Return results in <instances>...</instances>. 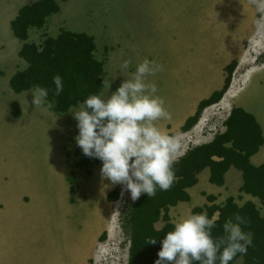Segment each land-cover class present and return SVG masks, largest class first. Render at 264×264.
I'll return each mask as SVG.
<instances>
[{
    "label": "rangeland",
    "instance_id": "1",
    "mask_svg": "<svg viewBox=\"0 0 264 264\" xmlns=\"http://www.w3.org/2000/svg\"><path fill=\"white\" fill-rule=\"evenodd\" d=\"M57 1L60 10L51 14L41 28H31L28 39L39 44L45 36L56 35L60 28L77 31L76 28L79 27L93 35L96 43L95 56L104 60V87L100 94L104 98H110L122 82L136 71L133 68L143 62L131 60L129 68L122 69L121 65L126 59L122 58L121 50L145 52L147 33L167 45H162L158 54L155 53L158 52V47L150 53L146 49L145 57L150 61L155 60L159 64L161 61L158 58H167L171 52H176L182 58H187V62H198L200 71L206 63L212 62L213 58L210 56L213 54L215 62L221 67L223 78L227 76V64L218 51L224 47V43L244 49L245 54L240 60L239 56L230 60V63L237 61L231 84H234L233 92L230 90L228 97L224 95V102L221 99L202 110L194 134L183 135L187 138L188 147L208 141L221 130L224 115L233 105L236 85L239 87L238 83L244 82L257 58L264 60V35L256 32L254 21L257 13L248 0ZM18 2L21 1L0 0V163L4 161V170L10 172L8 180L11 179L12 185L18 189H36V193L42 192L54 199L57 189H67L71 212H85V224L81 219L78 227L86 228L85 232L87 231L83 234L84 238L79 237L83 254L88 258L87 264H126L130 244L128 236L120 227V214L126 201L131 198L130 191L126 186L120 185L118 198L108 201L105 196L112 184L102 178L100 168L93 169V166V171L88 173L84 169L72 167L76 159L74 140L79 130L77 121L69 110H78L81 103L61 114L50 109H36L29 89L15 92L9 85V78L27 65L19 56L18 49L16 50V46H20L17 44L20 40L13 39L14 35L8 30L10 25H6V19L9 18L10 21L11 15L19 6L16 5ZM199 31H204V34H197ZM236 35L239 36L234 40ZM169 40L182 41L188 51L170 47ZM249 65H252L251 68ZM163 66L164 71L156 73V78L151 81L158 89L173 84L171 67ZM182 69H188V65H183ZM4 85L8 93L1 91ZM13 97L20 104L23 112L21 118L13 117L10 113V100ZM164 100L166 104L167 100ZM226 104L228 109L223 107ZM179 142L183 153L187 149V142ZM71 169L75 171V183L68 187L65 178ZM64 209L65 207L54 209L50 220ZM99 218L101 226L98 234V230L89 229L88 224L90 219ZM75 220V217H71V223ZM91 230L93 244H90L88 237ZM98 235L103 238L100 239ZM67 246L72 254L74 249L70 248L69 240Z\"/></svg>",
    "mask_w": 264,
    "mask_h": 264
},
{
    "label": "trees",
    "instance_id": "2",
    "mask_svg": "<svg viewBox=\"0 0 264 264\" xmlns=\"http://www.w3.org/2000/svg\"><path fill=\"white\" fill-rule=\"evenodd\" d=\"M58 10L59 4L56 0H36L22 5L10 21L14 36L22 41L19 56L27 65L10 77L9 85L15 92L36 85L46 88L47 101L54 103L50 110L61 114L83 103L92 95H100L104 87L105 70L104 60L95 56L94 37L87 32L63 28L55 37L45 36L39 44L28 41L29 29L41 28L47 17ZM261 62L263 60L256 59L257 64ZM236 67L237 61H231L225 67L227 76L222 88L199 102L195 114L188 117L183 124V130L190 129L198 122L205 107L217 103L222 98L231 85ZM56 75L62 78L63 83V91L59 95H55L53 78ZM11 113L13 117L21 114L16 100L11 102ZM223 124V132L216 133L209 142L190 145L179 156L178 162L173 165L176 180L169 190L162 191L157 187L154 197L142 193L136 201L131 198L126 201L120 214V227L128 236L130 244L126 264H154L162 248L161 241L168 232L174 230V224L168 214L169 206L189 199L186 189L195 183V174L206 166L210 169V181L216 184L223 183V174L230 166L240 169L243 179L241 191L258 197L264 207V163L255 166L249 161L250 156L264 142L261 127L255 117L241 107H232ZM74 154L76 159L72 167L84 169L88 173L101 161L85 156L77 144ZM67 181L70 185L75 183L74 169H71ZM120 191L121 186L116 185L106 194V200H116ZM215 210L219 213L212 229L214 238L224 235L225 222L231 219L235 223V214H240L247 221V224L241 225L242 230L252 233V243L248 246L247 253L237 254L229 264H264V215L260 214L255 204L249 201L238 206L234 198L229 197L223 205L193 209L205 211L209 218ZM159 219H162L164 224L157 228L155 223ZM99 238L102 239L103 236L100 235ZM152 238L156 239L155 244L148 243Z\"/></svg>",
    "mask_w": 264,
    "mask_h": 264
},
{
    "label": "crops",
    "instance_id": "3",
    "mask_svg": "<svg viewBox=\"0 0 264 264\" xmlns=\"http://www.w3.org/2000/svg\"><path fill=\"white\" fill-rule=\"evenodd\" d=\"M20 1L21 2L16 4L19 6L11 15L10 21L15 17L22 5L33 3L35 0ZM10 21L9 18L6 19L7 27L10 25ZM61 29L62 28H60L56 33L58 34ZM76 29L77 32H85L79 27ZM8 30L13 34L11 27ZM202 32L204 31H199L197 34L203 35L204 33ZM237 33L239 32L237 31ZM56 35L50 36L55 37ZM238 36L239 35H236L234 40H236ZM13 39L18 38L15 37ZM169 43L170 47L172 46V48L178 51H188L182 41L169 40ZM17 44H20V46H16V50L18 49L19 54L22 41L20 40ZM162 45L166 44L161 43L159 39L155 38V36L147 33V36L145 37V52L146 49L149 53L154 52L155 47H158V52H155L158 54ZM196 48L200 50L199 46H196ZM145 52L140 50L128 52L127 49H122L121 56L126 60L130 59L132 61H143L146 58ZM218 54L228 65L230 60L235 56H239L238 60H240L245 53L244 49H241L238 46L231 47L229 44L224 43V47L218 51ZM210 57L213 58V63H206L204 68L200 71L198 68V62H187V58H182L180 53L171 52L167 58L164 56L158 58V60L161 61L159 64L171 67L170 72H172L173 84H169L166 88L158 89L155 94L156 96L167 100L165 107L171 115L170 119H160L156 123V127L166 136L175 137L178 140L187 142L186 148H188V141L183 135L188 133L193 135L195 130L194 128L198 122L188 129L186 133H184V130L182 129L183 124L188 117L195 114L201 100L208 98L212 92L222 88L226 78H223V75L220 72L221 67L218 65L217 61L215 62L213 54H211ZM148 60L150 61V59ZM24 62L26 63L25 60ZM263 62L259 64H252L253 69H251L249 75L245 77L244 82H239V87L236 85L235 90H237V92L233 98V105L231 108L241 107L245 111L251 113L259 123L264 138ZM16 63L13 62V64ZM183 65H188V69H182ZM252 65H249V68H251ZM136 68L137 67H134L133 69ZM234 76L235 75L232 74V79ZM155 78L156 75L150 76L148 79L149 81H153ZM233 87L234 85H232L230 89L228 88V91L224 93L226 97H228L227 93L230 90L233 92ZM31 89L32 88H30L29 91H31ZM1 91L8 93V89L5 85L1 88ZM30 96L33 97L31 93ZM229 97H231V95ZM13 100L18 101L13 97L10 100V109L11 102ZM222 100L223 102L225 101V99ZM223 107L228 109L227 104L223 105ZM230 109L225 113V118H227ZM22 113L23 112L21 111V114ZM20 116L18 117L21 118ZM224 130L225 126L223 124L221 130L216 133L223 132ZM212 138L202 143L209 142ZM214 159L219 158L214 157ZM249 161L255 166L264 163V142L261 144L259 149L250 156ZM4 168V161H2V163H0V264H87L88 258L86 259L83 254V245L81 239L79 238L83 237V234L87 231L85 232L86 228L78 227L81 219L83 220V224H85V212H71V203L69 202V199H67V189H57L56 199H54L51 195L48 196V194H44L42 192L36 193V189H18L12 185L11 179L8 180L7 175L10 174V172H6ZM94 168L101 169L102 161L95 165L93 169ZM93 169L91 170L93 171ZM195 177V183L186 189L189 199L178 201L175 205L169 206L168 214L174 225L186 219L190 215L205 213V211H193L194 208H204L205 206L211 205H223L229 197L234 198V202L238 206L243 205L245 202H253L260 214L264 215V207L259 198L241 191L240 188L243 184L242 172L237 167L230 166L224 172L222 184H216L210 181V169L208 166L199 170L195 174ZM65 180L69 187L70 185L67 181V177ZM116 185H112L110 189H113ZM88 197L89 196H87V198ZM34 198L35 201L37 198L36 202L32 201ZM54 205H56V208L65 207V209L59 211L51 221L50 217L52 212L56 209L54 208ZM218 213V210H215L211 215V218L214 215L218 218ZM71 217L76 218V220L72 223ZM163 224L164 221L159 219L155 223V226L160 228ZM88 226L89 229L96 228L97 231L101 226V218L97 220L90 219ZM88 235L90 244H93V231L91 230ZM99 236L100 235H98V237ZM68 240L70 248L74 249L72 254L67 246Z\"/></svg>",
    "mask_w": 264,
    "mask_h": 264
},
{
    "label": "clouds",
    "instance_id": "4",
    "mask_svg": "<svg viewBox=\"0 0 264 264\" xmlns=\"http://www.w3.org/2000/svg\"><path fill=\"white\" fill-rule=\"evenodd\" d=\"M248 3L257 13L256 32L264 35V0ZM130 65V59L124 60L121 68L126 70ZM162 71V64L145 58L110 98L92 95L78 110H69L79 130L75 137L77 146L85 156L101 160L102 178L112 185L126 186L132 201L142 193L154 197L157 187L167 191L176 180L173 165L181 155V144L156 127V121L170 119L171 115L165 100L155 95L157 85L148 79ZM53 80L55 95H59L63 91L62 78L56 75ZM30 93L36 109L54 107L46 99V88L36 85ZM234 219L235 223L230 219L223 224L224 235L214 238L212 229L217 216L190 215L165 235L154 264H229L237 254H246L252 243V233L241 228L247 224L246 219L240 214H235ZM148 243L155 244L156 239H149Z\"/></svg>",
    "mask_w": 264,
    "mask_h": 264
},
{
    "label": "bare ground",
    "instance_id": "5",
    "mask_svg": "<svg viewBox=\"0 0 264 264\" xmlns=\"http://www.w3.org/2000/svg\"><path fill=\"white\" fill-rule=\"evenodd\" d=\"M234 85V84H233Z\"/></svg>",
    "mask_w": 264,
    "mask_h": 264
}]
</instances>
